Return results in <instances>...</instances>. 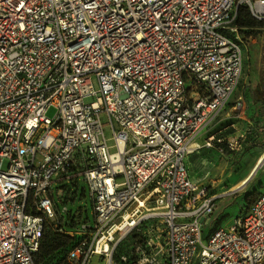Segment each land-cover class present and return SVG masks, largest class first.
Returning <instances> with one entry per match:
<instances>
[{
	"label": "built area",
	"instance_id": "obj_1",
	"mask_svg": "<svg viewBox=\"0 0 264 264\" xmlns=\"http://www.w3.org/2000/svg\"><path fill=\"white\" fill-rule=\"evenodd\" d=\"M242 6L264 20V0H0V264H38L49 228L78 238L63 264H113L148 221L159 243L131 264H264V192L206 243L219 195L188 165L224 142L196 138L239 89ZM78 154L94 222L64 229L52 186Z\"/></svg>",
	"mask_w": 264,
	"mask_h": 264
},
{
	"label": "rangeland",
	"instance_id": "obj_2",
	"mask_svg": "<svg viewBox=\"0 0 264 264\" xmlns=\"http://www.w3.org/2000/svg\"><path fill=\"white\" fill-rule=\"evenodd\" d=\"M245 52H244V73L237 90L242 93L247 88L246 80L250 83L252 70L246 71V60L248 59L253 39H258L260 42L264 40V23L257 22L255 32L252 35L245 36ZM245 81V82H244ZM95 88L99 89V85L95 79ZM96 99V95L89 96L85 99V102L91 103ZM55 109L51 108L48 111L50 116H53ZM101 124L103 127L104 135L108 139L109 144H113L112 134L113 128L108 115L105 112L100 113ZM206 129L202 130L197 136L196 140L200 143H204L206 139ZM227 147V144L223 146ZM112 148L111 151H115ZM247 154L237 153L231 154L227 152V148L223 151L217 147L211 149H205L201 154L193 156V169L194 174L200 182L206 183L211 191L219 195L215 210L210 216V219L203 222V239L208 243V237L212 231V228L218 225L227 226L235 218L245 214L255 201L257 196L264 190V161L258 171L248 180L246 184L241 187L235 188L236 185L243 179L245 172L251 171L254 166L250 159H246ZM8 166V161L3 162V168ZM253 166V167H252ZM248 172V174L250 173ZM244 176V177H243ZM74 188L71 186V182L65 175H56L52 186V195L58 205V212L62 216H66L67 212L63 211L64 207H67L68 211L77 213L79 212L80 224L83 222H94L93 200L90 193L88 183L83 177L77 182L75 193L71 192L69 199L64 201L58 193V190L68 188ZM58 217L59 218V213ZM159 227L162 228V224L159 221H148L143 223L140 229H136L129 235H127L119 244L113 258V264H131L133 261L139 259V255L142 249L147 248L149 243H159ZM163 242V239H161ZM126 257V260L124 259ZM93 264H107V260L101 255L92 256Z\"/></svg>",
	"mask_w": 264,
	"mask_h": 264
},
{
	"label": "crops",
	"instance_id": "obj_3",
	"mask_svg": "<svg viewBox=\"0 0 264 264\" xmlns=\"http://www.w3.org/2000/svg\"><path fill=\"white\" fill-rule=\"evenodd\" d=\"M251 47L248 59L246 60V71L249 69L250 71L252 70V83H250L248 79L246 80V87L249 88V93H247V90H244L242 93L238 92L235 94V97L217 121L211 127L206 129L205 135L207 137L205 142L199 143L204 145L208 137L212 135L217 138L221 137L224 142L221 145L217 144L214 147L221 150L220 146L223 147L224 144H227V147L225 146L224 149L227 148L228 153H231L232 155L237 153L247 154L246 159H250L254 166L256 163L258 164V160L260 163V159L264 157V40L260 42L258 39H253ZM239 96H241L244 101L243 109L240 110L236 107V102ZM232 143L236 145L235 148L230 146ZM214 147H204L199 153L189 156L188 165L194 180L200 181V179H197L194 174L193 156L201 154L205 149H211ZM263 161L264 159L261 160V164ZM74 164H77V159ZM261 164L259 168L261 167ZM249 171L245 172L244 176L248 175ZM74 175L75 172H70L65 176L71 182V178ZM81 177H83V175ZM262 192H264V190ZM58 193L63 197L64 195H67V190L66 188L60 189L58 190ZM56 211L58 212L57 203ZM59 216L61 217L62 215L59 213Z\"/></svg>",
	"mask_w": 264,
	"mask_h": 264
},
{
	"label": "trees",
	"instance_id": "obj_4",
	"mask_svg": "<svg viewBox=\"0 0 264 264\" xmlns=\"http://www.w3.org/2000/svg\"><path fill=\"white\" fill-rule=\"evenodd\" d=\"M257 22L264 23V20H257L253 17L248 7L242 6L239 10L236 24L244 36L252 35L255 32ZM77 164H73L70 172H75L71 178V186L74 188H66L67 195H64V200L67 201L71 195L70 191L75 193L78 179L84 174L85 163L83 157L78 154L76 156ZM75 159V160H76ZM82 214V213H81ZM79 212L73 213L67 211L66 216L59 217V225L64 229H72L80 224ZM78 238H72L65 233H61L56 229L49 228L45 231L41 246L36 254L38 264H63L66 260L68 251L76 245Z\"/></svg>",
	"mask_w": 264,
	"mask_h": 264
},
{
	"label": "bare ground",
	"instance_id": "obj_5",
	"mask_svg": "<svg viewBox=\"0 0 264 264\" xmlns=\"http://www.w3.org/2000/svg\"><path fill=\"white\" fill-rule=\"evenodd\" d=\"M263 156H264V155H263ZM263 156H262V157H263ZM262 159H264V157L261 158L260 161H261ZM257 162L259 163V160H258ZM256 165H257V163L254 165V167L252 168V170L250 171V173H249L246 177H244L243 179L240 180V182L236 185L235 188L241 187V186H243L244 184H246V183L248 182V179H249V177H250L251 173L253 172V170H254V168H255Z\"/></svg>",
	"mask_w": 264,
	"mask_h": 264
},
{
	"label": "water",
	"instance_id": "obj_6",
	"mask_svg": "<svg viewBox=\"0 0 264 264\" xmlns=\"http://www.w3.org/2000/svg\"><path fill=\"white\" fill-rule=\"evenodd\" d=\"M260 164H261V161H260V163H258V164L256 165V167L254 168L253 172L251 173L249 179H250V178L253 176V174L258 170ZM249 179H248V180H249Z\"/></svg>",
	"mask_w": 264,
	"mask_h": 264
}]
</instances>
